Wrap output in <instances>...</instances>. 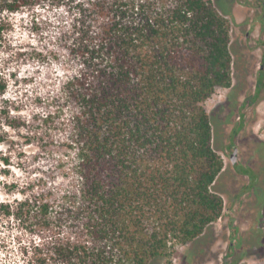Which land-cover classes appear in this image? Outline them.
I'll return each instance as SVG.
<instances>
[{"label":"trees","instance_id":"obj_1","mask_svg":"<svg viewBox=\"0 0 264 264\" xmlns=\"http://www.w3.org/2000/svg\"><path fill=\"white\" fill-rule=\"evenodd\" d=\"M134 4L137 14L128 11ZM94 17L105 19L103 30L97 37L82 30L76 51L88 59L69 84L84 108L77 127L88 147L85 203L63 207L55 221L44 204L36 221L44 230L69 225L78 242L70 248L57 239L43 252L55 253L52 264H71L77 252L80 264H173L177 247L200 238L225 210L214 188L225 165L206 102L232 87L231 23L206 0H96L82 29ZM93 39L99 47L90 51L83 41ZM259 46L264 51V41ZM262 102L264 53L242 109ZM234 257L230 244L222 264H248Z\"/></svg>","mask_w":264,"mask_h":264},{"label":"clouds","instance_id":"obj_2","mask_svg":"<svg viewBox=\"0 0 264 264\" xmlns=\"http://www.w3.org/2000/svg\"><path fill=\"white\" fill-rule=\"evenodd\" d=\"M95 4L0 0V264H52L55 253H44L45 246L57 239L70 248L78 242L69 225L44 230L36 221L44 204L50 205L47 219L55 221L63 207L85 203L81 165L88 147L77 127L84 108L73 101L69 84L88 59L76 51L82 30L90 37L103 30V17L87 20L83 29L80 23ZM128 11L137 14L140 7L129 5ZM83 43L90 51L99 47L96 39ZM84 243L91 251L93 241L86 236ZM76 256L71 264H80Z\"/></svg>","mask_w":264,"mask_h":264},{"label":"rangeland","instance_id":"obj_3","mask_svg":"<svg viewBox=\"0 0 264 264\" xmlns=\"http://www.w3.org/2000/svg\"><path fill=\"white\" fill-rule=\"evenodd\" d=\"M206 1L231 23L232 87L218 89L206 102L213 147L225 165L214 187L225 210L200 238L177 247L173 264H222L230 244L235 260L264 264V102L242 109L255 91L264 53L259 46L264 41V0ZM235 149L238 161L232 164Z\"/></svg>","mask_w":264,"mask_h":264},{"label":"water","instance_id":"obj_4","mask_svg":"<svg viewBox=\"0 0 264 264\" xmlns=\"http://www.w3.org/2000/svg\"><path fill=\"white\" fill-rule=\"evenodd\" d=\"M238 161V149L234 150V153L231 156V162L232 164H236Z\"/></svg>","mask_w":264,"mask_h":264},{"label":"flooded vegetation","instance_id":"obj_5","mask_svg":"<svg viewBox=\"0 0 264 264\" xmlns=\"http://www.w3.org/2000/svg\"><path fill=\"white\" fill-rule=\"evenodd\" d=\"M233 153H234V152H233ZM233 153H232V154H233ZM231 156H232V155H231ZM230 159H231V157H230Z\"/></svg>","mask_w":264,"mask_h":264}]
</instances>
